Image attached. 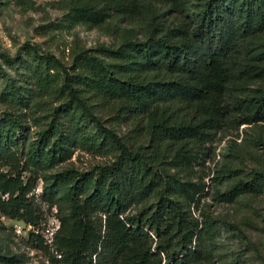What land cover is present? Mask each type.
Returning <instances> with one entry per match:
<instances>
[{
    "label": "trees",
    "instance_id": "1",
    "mask_svg": "<svg viewBox=\"0 0 264 264\" xmlns=\"http://www.w3.org/2000/svg\"><path fill=\"white\" fill-rule=\"evenodd\" d=\"M57 6V27L96 28L111 40L94 48L75 40L69 62L39 44L0 52V214L39 230L53 209L59 258L39 231L27 234L50 264L210 262L216 219L195 211L218 133L242 126L245 147L230 140L211 172L213 199L264 192L254 150L264 148V0ZM76 149L110 160L82 171L70 163ZM17 261L0 254V264Z\"/></svg>",
    "mask_w": 264,
    "mask_h": 264
},
{
    "label": "rangeland",
    "instance_id": "2",
    "mask_svg": "<svg viewBox=\"0 0 264 264\" xmlns=\"http://www.w3.org/2000/svg\"><path fill=\"white\" fill-rule=\"evenodd\" d=\"M32 2L31 5H19L13 0L8 3L0 0V52L13 55L27 43L39 44L42 49H48L64 62H69L70 49L75 40L87 48H94L100 43H108L111 40L96 28L81 25L71 29L57 27L62 16L57 0H32ZM114 128L119 134L126 131L124 125H116ZM36 132L37 126L29 121L25 134L30 138L35 136ZM244 136L242 126L238 130L229 129L225 133H218L210 145L211 153L201 170L208 184V195L202 199L195 214L198 215L201 209L210 213L216 219L218 228L217 251L210 262L203 264L264 262V192L252 200L242 198L238 202L223 203L213 199V188L210 183L211 172L222 163L230 140L236 139V145L233 144L231 148L241 150L245 147L242 140ZM254 150L261 159H264L262 146L254 147ZM109 160V157L76 149L70 163L84 171ZM0 170H6V167L2 166ZM38 182L42 184L41 181ZM225 186L226 183L221 188ZM36 188L34 193L38 195L40 192H37ZM43 208L46 210L45 205ZM53 213L52 209L51 214L48 212L46 214L51 216ZM13 221L16 220L0 214V254L16 255L18 261L15 264H50L42 250L28 243V237L24 233L15 232L12 227Z\"/></svg>",
    "mask_w": 264,
    "mask_h": 264
},
{
    "label": "built area",
    "instance_id": "3",
    "mask_svg": "<svg viewBox=\"0 0 264 264\" xmlns=\"http://www.w3.org/2000/svg\"><path fill=\"white\" fill-rule=\"evenodd\" d=\"M37 192H41V184H39V187L36 188ZM12 227L14 228L15 232L18 234H25L27 236L28 231L32 230L34 232H40L42 235V238L44 240V243L53 251V253L56 255V257H60V254L57 253V251L54 249V239L56 231L59 228V220L57 217L52 214L49 216L45 223L42 225V227L38 229H34L31 225L25 224L23 222L13 221ZM27 230V231H26ZM26 231V232H25Z\"/></svg>",
    "mask_w": 264,
    "mask_h": 264
}]
</instances>
